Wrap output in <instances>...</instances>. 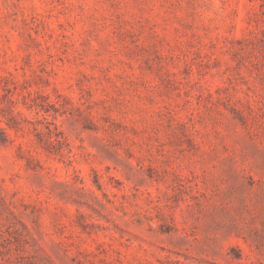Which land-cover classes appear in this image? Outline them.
<instances>
[{"label":"rangeland","instance_id":"1","mask_svg":"<svg viewBox=\"0 0 264 264\" xmlns=\"http://www.w3.org/2000/svg\"><path fill=\"white\" fill-rule=\"evenodd\" d=\"M0 264H264V0H0Z\"/></svg>","mask_w":264,"mask_h":264}]
</instances>
